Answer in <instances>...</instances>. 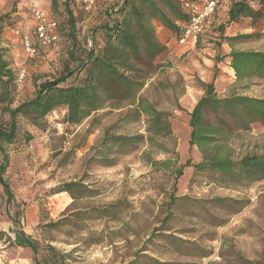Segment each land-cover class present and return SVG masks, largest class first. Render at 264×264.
<instances>
[{"label":"rangeland","instance_id":"1","mask_svg":"<svg viewBox=\"0 0 264 264\" xmlns=\"http://www.w3.org/2000/svg\"><path fill=\"white\" fill-rule=\"evenodd\" d=\"M249 1L258 7L256 0ZM118 5L119 0H98L91 13H84L79 0H0V54L15 76L25 72L24 80L15 82L12 108L32 99L35 86L43 81L65 77L70 83L78 77L77 61L91 48L103 46L101 27L115 19ZM32 6L58 23L60 41L55 48L37 47L30 58L15 31L33 36ZM153 27L158 39L175 40L159 23L153 22ZM217 29L209 24L202 37H213ZM234 45L239 51H264V37ZM161 57L142 95L172 115V137L158 142L170 154L153 148L148 160L142 156L147 150L143 147L115 156L110 166L99 164L92 149L117 120V112L108 108L79 126L63 123V109L48 115L44 128L17 119L15 140L2 145L8 156L2 179L12 199L0 185V264H35L30 249L14 244L16 231L36 243L38 261L46 258L58 264H264V181L225 188L224 178L185 167L201 162L197 148H189L187 122L204 93H199L197 79L182 75ZM244 85L217 84V96L264 98V82ZM3 109L0 105V127H7L9 116ZM117 133L145 134L141 121ZM229 133L223 141L232 159L264 154V124ZM72 182H81L89 192L76 200L59 192ZM170 197L176 198L172 205Z\"/></svg>","mask_w":264,"mask_h":264},{"label":"trees","instance_id":"2","mask_svg":"<svg viewBox=\"0 0 264 264\" xmlns=\"http://www.w3.org/2000/svg\"><path fill=\"white\" fill-rule=\"evenodd\" d=\"M256 1L258 7L254 8L249 0H232L227 11V25L253 28L264 24V0ZM65 10L69 20H72L66 7ZM114 16L115 19L101 27L103 46L99 50L91 48L77 61L74 74H78V77L70 83H66L65 77L43 81L35 86L32 99L14 108L16 76L0 54V105L4 106L3 111L9 116L7 127H0V185L8 200L12 199L11 193L2 179L8 156L2 145L15 140L19 117L33 127L44 128L43 120L52 112L63 109V123L79 126L91 115L108 108L117 112V120L104 130L100 141L92 149L93 158L99 164L110 166L115 156L126 155L143 147L147 150L143 151L142 156L148 160L153 148L170 154L158 142L168 141L172 137V115L159 110L142 93L155 74V61L165 54L164 45L155 35L153 22L176 35L177 23L187 24L188 16L182 11L180 0H119ZM248 19L249 25H240L248 24L245 22ZM260 36L263 37L253 33L221 37L231 48L228 55L230 68L235 81L245 84L243 88L254 81L264 82V52L235 50L234 44ZM159 86L175 91L174 86ZM200 86L204 95L188 113L187 126L189 148H197L201 162L194 165L187 163L185 167L191 166L195 172H210L224 178L225 188L264 181V154H245L232 159V150L223 141V137H229L233 129L247 131L252 125L264 124V98L238 94L220 98L213 83H202ZM139 121L143 123L145 134L117 133L121 127ZM89 133V129L85 131V134ZM150 163L152 166L158 165L156 161ZM177 174L182 175L181 171ZM59 192H66L76 200L84 197L89 190L81 182H72L62 185ZM175 199L170 197L169 204L172 205ZM14 244L30 249L35 264H58L46 258L38 261L36 243L22 231L15 232ZM58 260L61 263L63 259L59 257Z\"/></svg>","mask_w":264,"mask_h":264},{"label":"crops","instance_id":"3","mask_svg":"<svg viewBox=\"0 0 264 264\" xmlns=\"http://www.w3.org/2000/svg\"><path fill=\"white\" fill-rule=\"evenodd\" d=\"M228 7L229 5L218 10L210 22V26L218 28L217 30L219 31L215 32L213 37L211 35L201 37L202 39H200L195 49L178 45L176 38L175 40L174 38L167 40L165 37L158 39L165 47L166 56L161 57V59L166 58L170 60V65L175 66L187 78L197 79L200 94L204 93V90L200 86L202 83H213L216 91L217 84L221 83L226 85L228 82L229 84L235 82L234 72L230 68V59L228 58L231 48L226 41L221 40V37L253 34L257 31L263 34L264 37V24L257 25L253 28L249 26L240 27L237 24L227 25ZM245 22H250V20H245ZM222 24L224 27H222ZM221 32H223L222 35ZM174 36L176 37V35ZM170 55H173V57H170Z\"/></svg>","mask_w":264,"mask_h":264},{"label":"built area","instance_id":"4","mask_svg":"<svg viewBox=\"0 0 264 264\" xmlns=\"http://www.w3.org/2000/svg\"><path fill=\"white\" fill-rule=\"evenodd\" d=\"M98 0H79L81 10L91 13ZM232 0H180L182 11L188 16L187 24L177 23L178 31L176 42L180 46L195 48L205 29L209 26L214 15L222 7L228 6ZM30 16L34 22L33 36L29 32L17 29L15 35L19 38L25 54L32 58L36 54V48H55L60 39L58 35V23L47 12L39 7L30 8ZM35 41V42H34ZM25 78V72L19 71L16 82L21 83Z\"/></svg>","mask_w":264,"mask_h":264}]
</instances>
